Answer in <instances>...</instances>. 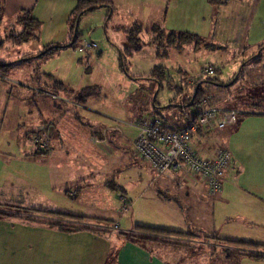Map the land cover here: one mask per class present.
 I'll use <instances>...</instances> for the list:
<instances>
[{"label": "rangeland", "instance_id": "374dc122", "mask_svg": "<svg viewBox=\"0 0 264 264\" xmlns=\"http://www.w3.org/2000/svg\"><path fill=\"white\" fill-rule=\"evenodd\" d=\"M110 1L111 12L101 7L81 16L73 45H60L63 48L47 55H42L44 46L61 40L56 22L65 9L53 7L42 12L43 34L39 26L19 22L20 12L1 15L0 65L8 66L0 67V264H116L121 245L118 231L134 233L138 239L131 240L154 250L171 264H264V259L251 256H264V210L243 202L219 204L214 201L215 195L204 191L201 181L198 185L202 184L204 190L199 186L200 191L189 199L182 192L175 194L172 188L167 195L185 217L183 222L178 219L171 226L185 234L162 236L135 230L138 225L152 226L150 222L160 217L144 207L138 208L156 193L158 183L153 184L152 180L157 173L142 158L134 157L132 143L124 136L133 137L135 129L131 123L149 115L162 116L170 126L175 121H183L184 125L186 116L179 106L192 96L195 81L218 78L230 85L203 82L202 104H187L186 109L191 115L203 106L236 110V122L216 128L204 142L211 146L210 150L220 147L230 152V173L239 178L237 191L246 192L245 186L252 189L253 171L264 172V153L253 151L254 139L264 148V138L257 139L249 133L264 134V48L259 57L244 63L258 52V46H250L251 40L239 39L232 25L224 29L220 22L223 15L235 20L238 7L234 0L221 4L210 0ZM225 8L228 10L223 12ZM133 27L141 48L130 53L125 49ZM23 32L29 35L20 42L9 36ZM182 34L192 38L184 40ZM195 39H200V43L195 44ZM85 41L96 46L85 51ZM70 42L67 39L65 44ZM121 54L125 70L119 60ZM156 66L165 71L161 88L152 79L133 80L152 73ZM209 66L214 74L204 72ZM39 70L54 74V79H43L45 85H52L54 80L64 84L63 90H56L55 99L50 92L38 95L32 87L31 80L36 75L44 76ZM176 85L180 90L173 89ZM85 87H93L95 92L84 103H77L74 95ZM39 97L47 103L37 102ZM147 98L149 103L144 104ZM104 117L115 118L118 124L111 132L112 146L99 143L97 137L89 139ZM52 119L54 127L40 129ZM236 126L238 134L230 139L234 133L231 128ZM53 129L55 135L51 136ZM101 135V139L109 138L105 130ZM45 138H49L46 151L40 147V142L47 144ZM194 138L195 134L191 140L195 147ZM238 148L246 153L234 162L233 154L238 155ZM37 149L44 152L35 154ZM51 150L55 153L47 155ZM198 154L208 156L209 151L199 149ZM61 157L83 161L85 167H58L61 165L56 160ZM34 160L38 162L34 164ZM39 162L45 166L40 167ZM98 162H102L100 166ZM55 168L63 169L62 173ZM67 177L72 182L87 178L88 194L77 197L71 186L56 184ZM260 179H264V173ZM106 181L123 183L128 188L127 194L123 193L126 205L120 199L122 192L107 189V184L103 186ZM60 186L62 189L58 190ZM137 198L139 202L130 212L129 205L132 201L135 204ZM236 206L241 210H234ZM140 237L159 240L145 242Z\"/></svg>", "mask_w": 264, "mask_h": 264}, {"label": "crops", "instance_id": "0c3cea01", "mask_svg": "<svg viewBox=\"0 0 264 264\" xmlns=\"http://www.w3.org/2000/svg\"><path fill=\"white\" fill-rule=\"evenodd\" d=\"M55 1L56 0H0V7H1L0 21L1 22L3 21L1 18V15L3 13L15 15L19 12L21 13L22 11H29L31 16L39 22V27H40L39 32L43 34L44 33V23H43L44 18H43L42 12L47 10V9H51L53 7L63 8L65 10L60 13L61 20L56 22V23H59L57 25L59 27V30L61 29V33H62V37L60 38L61 40H56V41L53 40V41H50L49 43H50V45H53V46L62 45L64 47H67L68 44H65L66 40L71 39V33L69 30V26H68V18L70 16L72 10L75 7V1L76 0H60V2L58 1L59 5H57L55 3ZM229 2H230V0H228L227 3H229ZM234 4H236L238 7V9H235L236 10L235 20L230 21L228 19L229 16H224V15L221 16V18H220V22H221L222 26L224 25V29L228 28L229 25H232L231 27L234 28V33L236 34V32H237V34H239V36L237 35V37L239 39H242L243 41H249V40L252 41L250 43V46H258L259 47V45L264 44V0H234ZM234 4H232V7ZM226 10H228V9L225 8V10L223 12H225ZM39 27H38V29H39ZM46 46H48V45H45L44 48ZM259 52H261V50L260 51L258 50V53ZM260 55H261V53H260ZM4 65H6V64H4ZM39 72H40V74H46L47 73V72H42L41 70H39ZM47 75H51L52 77H54V74H52V73L47 74ZM148 75L137 76V77L135 76V77H133V80H146V79H149V78H146ZM43 79H44L43 76L36 75L35 79L31 80V82L33 81L32 87L36 88L35 92H38V90L40 88H42L43 85L46 83V82H44L45 80H43ZM63 86H64V84H63ZM178 87H180V86L176 85L173 87V89L177 90ZM58 89L63 90V88H58ZM39 91H41V93H38V95L44 93L43 90H39ZM46 93H48V92H46ZM76 94L77 93H75L74 96H76ZM47 96H50V95L47 94ZM50 97L52 99H55L57 97V95H53ZM36 101L41 103V104L47 103V102H44L42 100V97H39L38 99H36ZM85 101H87V99ZM49 102L52 103L51 101H49ZM143 103L148 104L149 98L145 99V101ZM152 116L153 115H149L146 118H150ZM254 116L259 117L261 115H254ZM116 124H117V122H116L115 118L104 117V119L99 120L98 130L93 132L92 134H90L89 139L92 141V139L94 137H97L100 139L99 143H104V144H108L107 146H112V144L109 143V140L112 139V133L111 132H114L116 130L115 127H117V125H118V124L117 125ZM233 124H231V125H233ZM131 125H132V123H131ZM54 126H55V123L53 122V119H52L50 121L45 122L40 129H43L46 127V130H47L49 127H54ZM182 126H183V121H180L179 123H177V121H175L173 124H171V127L173 129H178ZM237 126L235 128L234 127L231 128L230 132L234 131V133L232 134L230 139L235 134H238L239 129ZM132 128L135 129V131H133V133H134L133 137L127 138V135H124L125 139H127V141L131 142V143H132V140L134 139V137L137 133V130L133 125H132ZM104 130L106 131V136L107 137L109 136V138L107 140L101 139L102 138L101 132ZM126 130H127V128H126ZM215 130H216V128L213 127L207 131L198 130L197 132L194 133L195 138L193 141H194L195 147H194V145H192V141H191V145L197 153H198L199 149L200 150L201 149H204V150L207 149V151H209V155L204 156V157H212L213 156L216 148L214 150H210L211 146L210 147L206 146L207 142H204V141H206L205 137L210 132H214ZM126 132H129V129ZM249 133H250V136L256 137L257 139H260L259 136H262L264 138V134H258V131H253V132L249 131ZM37 135L43 136V134H37ZM50 135L51 136L55 135L54 129ZM91 137H93V138H91ZM246 138H247V136H246ZM45 139L47 140V144H49L48 143L49 138L48 139L45 138ZM191 140H192V137H191ZM247 140H248V138H247ZM254 141H255L256 147L254 148L253 151L254 152L255 151H262L264 153V148L260 147V142L258 140H255V139H254ZM261 142H263V141H261ZM37 153H38V149H37V152L35 154H37ZM54 153H55V150H51V152H49L47 155L51 154V156H52ZM132 153H133V148H132ZM244 153H246L244 150L242 151L240 148H238L237 149L238 155L236 156L233 154V156L235 157L234 162H236V159H238L240 157L242 159ZM134 157H135V155H134ZM137 157L138 156H136V158ZM56 161H57V165H61L58 167H61V168H65V167L66 168H71V167L72 168H75V167L84 168L85 167L84 166L85 163L83 161H71V160L63 159L62 157H61V159L56 160ZM37 162H38L37 160L36 161L34 160V164H36ZM39 163H40V167L45 166L44 162H42V163L39 162ZM101 163L102 162H98V165L100 166ZM50 164H51V162H50ZM50 164L46 163L47 166L49 165L50 169H53V166H51ZM262 164H264V163H262ZM240 167L243 168V164H241ZM61 168H55V169L58 170V172L62 173L63 169H61ZM230 168H231V163H230V167L224 172V175L222 178L221 192L215 195L214 201L219 203V204H224L226 206H228L227 204H229V202L230 203L232 202V205H234L236 202H243L245 205H249L251 207H254L258 211H263L264 210V179L258 180V177L259 176L262 177L264 172L257 170V173L255 174V171H253V176L255 179H254V181L250 182V187H252V189L245 186L246 188L245 187H243V188L246 192L242 193V191H237V188H236V183H237L236 181L239 178H237L238 176L234 177L230 173ZM157 176H161V175H157ZM157 176L152 180L153 184L158 183V188L156 190V193L153 196H151V198L149 199V202L143 201L139 205L138 208L144 207L147 211L151 212L152 214H154L156 212V216H160L158 219L150 222L153 227L178 231L176 229L174 230L172 228L173 226H171V225H173L174 222H176L175 220L179 219L182 222L185 220V217L183 214L184 211L180 207H178L176 205H172V200H171V198H168L167 195L169 193H172V189H173L175 191V194L178 195V194H180L179 192H182L183 196H185V198L189 199V197L192 193L196 195V193L200 191L199 186H201L202 190H204V187L202 186V184L198 185L199 181H194L193 183H188L184 189L178 190L175 188L174 183L169 178L163 176L165 178V179H163V178L157 177ZM80 178H81V181H79ZM80 178H79V180H75V182H72L67 177L65 181H64L65 178H63L62 180H60L56 184L62 185L63 187H70L71 186V188L75 189V191H76L75 195L77 197H79L81 195L84 197V194H88L87 192H85L87 190L85 187L87 178H85V177H80ZM235 178H237V179L235 180ZM107 182H109V181L104 182V184H103L104 187H107L105 185ZM115 184L119 187L118 190H113V189H110L108 187H107V189H110L112 191L122 192V194H120V199L122 201V198H123L124 202L126 203L127 198L124 197L123 193L127 194L128 188L126 186H123L124 185L123 183H121L122 184L121 185V184H118L117 182H115ZM83 185H84V188H83ZM61 189H62V187L60 186L58 188V190H61ZM183 191H184V193H183ZM138 202H139V198L136 199L135 204L133 201L130 203V205H129V207H130L129 211L130 212L134 211V209H135L134 207L136 206V204ZM127 203H128V201H127ZM127 207H128V204H127ZM150 207L154 208L155 210H152ZM236 207H237V209H234V208H232V209L238 210V211L241 210L238 206H236ZM147 208H149V210ZM117 210H118V205H116L114 211L117 212ZM137 223H139V222H137ZM151 224H148V225H151ZM152 226H150V227H152ZM164 227H168V228H164ZM135 229H136V226H135ZM125 232L126 231H118L117 232V234H119V239H120L119 241H120L121 245H120L119 250H118V254H117V258H116V264H171L170 262L165 260L162 256H159L154 250L148 248L147 246L142 245L141 243H138L135 240H131L130 238H128L125 234H123Z\"/></svg>", "mask_w": 264, "mask_h": 264}, {"label": "built area", "instance_id": "2783aa9c", "mask_svg": "<svg viewBox=\"0 0 264 264\" xmlns=\"http://www.w3.org/2000/svg\"><path fill=\"white\" fill-rule=\"evenodd\" d=\"M95 46V43L85 41L83 50ZM204 72L212 74L214 70L209 66ZM179 108L186 116V122L178 129H173L161 116L140 118L132 123L137 130L132 141L134 155L146 161L157 175L169 178L178 190L184 189L188 183L201 181L208 195H216L222 189V178L230 166L231 155L227 149L219 147L212 157L201 156L193 149L191 137L198 130L221 129L235 123L237 112L229 108L203 106L191 115L184 103ZM41 144V148L46 146ZM122 201L126 205L123 198Z\"/></svg>", "mask_w": 264, "mask_h": 264}, {"label": "trees", "instance_id": "16d2710c", "mask_svg": "<svg viewBox=\"0 0 264 264\" xmlns=\"http://www.w3.org/2000/svg\"><path fill=\"white\" fill-rule=\"evenodd\" d=\"M211 2H218V3H224L225 1L227 0H210ZM101 7H106L108 9H110L109 11H112L113 7H112V4H111V1L110 0H77L76 1V5L74 7V9L72 10L69 18H68V26H69V30H70V33H71V41L72 39L74 38V41L73 42H70L67 46H71L73 45L75 42H76V39H77V30L75 32V28H76V24L79 23V20L81 18L82 15H84L85 13L87 12H91L93 10H95L96 8H101ZM0 13H1V7H0ZM23 21V23L26 25V26H29V27H37L39 26V22L33 18L30 14L29 11H22L21 12V15L19 17V22ZM134 27H138L139 28V25L137 23H134ZM132 28V31H130V34L128 32V35H127V41H126V46L127 48L125 49V51H128V52H132V51H138L140 48H141V44L140 43V38L138 37V34H137V31L135 28ZM161 33V32H159ZM29 34L23 32L19 35H9L11 38H16L15 41L16 42H20V39H26L28 38ZM181 36L185 37L183 38L184 40L186 39H191L192 35H186V34H182ZM194 38H198L196 36H193ZM200 39H195V44H199L200 43ZM205 46V45H204ZM207 47H212L214 46V44H206ZM64 47V46H63ZM59 48H62L61 46H51V45H48L45 47V51L42 55H47V54H51L52 53V50H58ZM264 48V44H261L259 45L258 47V50H262ZM130 52V53H131ZM41 55V53H39V56ZM260 56V52H256L255 54L251 55L248 59H246L244 61V63L248 62V61H251L257 57ZM28 56H24V59H31L33 57H28ZM121 59V62L123 61V63L121 64L123 66V68L125 67L124 65V57L123 55L121 54V57L119 58V60ZM8 65H0V67H3V68H6ZM125 70V68H124ZM220 71V70H219ZM219 71L217 70V72L219 73ZM241 71V69H240ZM214 74V72L212 73ZM44 78L46 77H49V78H53L51 75H47V74H43ZM146 78H149V79H152V80H155L158 84H159V88H161L162 86V81L165 79V71H164V68L163 67H160V66H156L154 67L152 73H150ZM203 82H208V83H211V84H215V85H218V86H221V87H227L229 86L230 84H224L222 83L218 78H207V79H199L197 81H195L194 83V90H193V93H192V96L189 98L188 101L184 102L185 105H194V104H197L199 103L201 100H200V96H202L203 94V89H201V84ZM58 88H63V84L60 83V82H57V81H53V84L52 85H43L42 88H40L39 90H43V92H50L51 95H56V90ZM178 89H180V87H178ZM95 89L93 87H85L83 89H81L80 91L77 92L76 94V102L78 103H84V101L86 100V98H88L89 96L93 95L94 94V91ZM37 93H41V92H37ZM203 97V96H202ZM153 105L157 106L156 102L154 101L153 102ZM224 108V107H223ZM162 117V116H161ZM39 139L40 137L37 136L36 138V143L39 144ZM46 149L43 148L44 151L48 150L49 146L48 144H46ZM44 151H41L39 150L38 153H43ZM230 153V152H229ZM231 163V161H230ZM230 167V166H229ZM228 167V168H229ZM107 186L110 188V189H113V190H118V186L113 183V182H107L106 183ZM221 192V191H220ZM219 192V193H220ZM0 215H2V213H0ZM3 216V215H2ZM137 231H140V232H143L144 234L145 233H153V234H156V235H180V234H185L183 232H180V231H173V230H167V229H163V228H157V227H150V226H141V225H138L136 226V229ZM125 234L128 238H132V239H138L134 233L132 234H126V233H123ZM141 241H147V240H151V241H157L159 239L157 238H153V239H149L147 237H140ZM228 242H231V243H236V244H241V245H246V246H253V247H258L259 245L258 244H255V243H250V242H246V241H233V240H228ZM251 256L255 257V258H260V259H264V256L263 255H259V254H252Z\"/></svg>", "mask_w": 264, "mask_h": 264}, {"label": "water", "instance_id": "95a60500", "mask_svg": "<svg viewBox=\"0 0 264 264\" xmlns=\"http://www.w3.org/2000/svg\"><path fill=\"white\" fill-rule=\"evenodd\" d=\"M77 26H78V24H76L75 32H76V30H77ZM73 41H74V38L72 39L71 42H73Z\"/></svg>", "mask_w": 264, "mask_h": 264}]
</instances>
